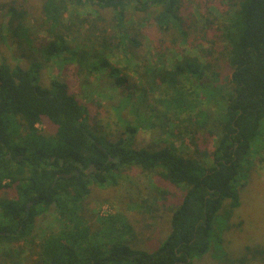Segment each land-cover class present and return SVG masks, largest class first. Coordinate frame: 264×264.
Wrapping results in <instances>:
<instances>
[{"label":"trees","instance_id":"trees-1","mask_svg":"<svg viewBox=\"0 0 264 264\" xmlns=\"http://www.w3.org/2000/svg\"><path fill=\"white\" fill-rule=\"evenodd\" d=\"M75 2L113 12L107 27L90 23L91 46H85V52L68 49L67 41L61 36L55 39L58 34L52 36L51 30L46 34L52 41L35 49L28 29L20 24L12 27L14 19L22 18L14 9L7 12L10 23L0 25L1 41L3 31H8L36 55L28 70L4 60L0 63V191L12 195L0 200V264H194L214 244L224 247L225 232L241 226L230 223L242 205L241 170L250 164L253 150L264 148V0H239L218 29L212 40L219 55L214 61L225 62L224 68L216 70L215 65L203 66L197 57L184 56L165 71L163 65L138 66L133 52L142 46L140 30L149 21L162 33L176 28L187 36L180 15L184 0ZM45 3L53 4L45 14L56 26L60 7L55 0ZM135 13L141 15L138 20ZM208 26L201 29L214 30ZM190 28H197L196 22ZM219 44L226 46L218 50ZM66 52L91 74L109 70L117 86L132 89L142 100L166 83L172 95L158 101L164 107L160 113L168 120L167 134L178 144L166 141L154 150L136 148L139 127L131 125L113 140L94 133L90 110L70 94L66 82L54 78L49 87L39 83L40 69ZM115 52L136 63V78L115 67ZM184 82L196 92L178 89ZM211 102L217 105L215 114L206 110ZM45 121L55 128L54 136L38 129ZM189 126L197 133L196 147L203 140H212L213 145L186 153V139L169 127L188 132ZM134 168L182 192L172 209L170 231L154 252L139 248L125 215L98 216L100 227L94 229L85 210L94 186L118 185ZM51 208L55 219L49 233L36 251L29 247L32 251L27 254V244H36L35 222ZM219 221L224 234L217 227Z\"/></svg>","mask_w":264,"mask_h":264},{"label":"rangeland","instance_id":"rangeland-1","mask_svg":"<svg viewBox=\"0 0 264 264\" xmlns=\"http://www.w3.org/2000/svg\"><path fill=\"white\" fill-rule=\"evenodd\" d=\"M55 1L60 7L56 26L45 14L52 11L53 4L45 3V0H0V25L10 23L7 12L14 9L22 18L14 19L12 27L20 24L28 29L35 49L51 40V35L46 34V30H51L52 36L58 34L55 39L61 36L60 39L67 41L68 49L85 52L91 46L87 42L90 23L95 21L103 28L112 22V10L76 6L75 0ZM238 2L239 0H184L180 15L187 36H183L180 29L176 28L162 33L153 21H149L140 30L142 46L133 52L139 59L138 66L158 68L163 65L165 71L171 69L174 63L184 56H190L199 58L203 66L215 65L216 70L224 68L225 62L214 61L219 55L212 40L215 39L218 29L236 10ZM130 11L134 12L132 8ZM135 14L138 20L141 15ZM193 22H196L197 28H190ZM208 25L214 30L205 32L201 29L203 26L209 27ZM2 35L4 39L0 40V63L4 60L11 66L19 65L28 70L36 59L34 52L22 38L8 31H3ZM223 46L226 44H219L216 48L221 50ZM70 59L71 55L66 52L42 67L39 71V83L42 87H49L54 78L66 82L70 94L90 110L89 124L94 133L113 140L127 125H131L139 127L135 139L136 148L154 150L165 146L166 141L178 144L175 138L170 139L167 134L168 127H164V124L168 120L163 115L164 112L160 113L164 111V107L158 101L167 98L168 94L172 95L167 92L166 83H163L154 95L142 100L139 93L132 89L117 86L109 70L91 74ZM112 63L123 75L131 79L136 76V63L125 60L122 53L115 52ZM131 82L133 84V81ZM178 89L196 92L190 82H184ZM130 96L131 98L126 100ZM217 109L216 103L213 102L206 108L212 114H215ZM38 129L46 136L56 134L55 128L46 121L39 124ZM169 130H176V134L183 135L186 139V153L193 154L197 149L204 151L210 143L213 145L212 140H203L197 142L199 147H196L193 143L196 141L193 138L197 136L194 127L189 126L188 132L179 127H169ZM248 160L250 164L241 170L239 191L242 205L240 209L235 210V216L230 221L233 226H241L224 234L219 221L217 227L224 234V247L214 244L206 255L195 259L194 264H264V148L260 152L253 150ZM8 192L0 191V200L10 199L12 195L7 194ZM162 192L166 194L163 195ZM181 199L182 192L179 188L164 180L160 182L157 176H147L142 170L134 168L126 171L118 185L104 188L94 186L85 201V210L92 219L91 225L94 229L100 227L97 223L98 216L125 215L135 229L140 241L139 248L154 252L169 233L172 209ZM54 219L53 208L38 217L34 224L36 244H27V254H30L32 249L36 251L35 246L40 243L43 235L49 233ZM249 249L251 252H248Z\"/></svg>","mask_w":264,"mask_h":264}]
</instances>
